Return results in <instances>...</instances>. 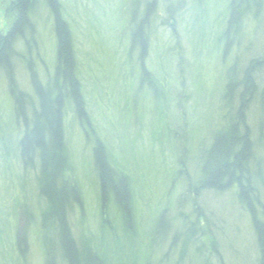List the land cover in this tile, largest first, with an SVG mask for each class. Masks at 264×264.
Masks as SVG:
<instances>
[{"label": "rangeland", "instance_id": "rangeland-1", "mask_svg": "<svg viewBox=\"0 0 264 264\" xmlns=\"http://www.w3.org/2000/svg\"><path fill=\"white\" fill-rule=\"evenodd\" d=\"M14 1L0 0V36L8 35L17 22L11 11ZM58 1L72 33L86 113L79 117L72 110V95L64 96L68 166L63 178L79 195L82 192L81 207L74 205L68 217L82 264H257L260 247L245 201L236 196L234 184H223L222 193L204 189L203 159L197 156L236 119V109L222 101L231 69L236 64L246 68L255 56H264V1L252 7L241 4L234 19L233 0ZM54 19L48 9L36 7L30 15L32 26L18 39L23 54L10 69L0 70V264H70L61 238L41 216L47 196L36 190L40 172L30 165L39 162L40 154L30 161L23 144L27 132L32 138L37 131L42 112L33 95L34 75L45 92L57 87L52 82L58 63ZM141 28L145 56L137 38ZM227 29L240 40L229 41L233 32ZM141 64L150 71L156 93ZM256 78L252 94L261 100L264 74L258 71ZM242 92L239 88L235 93ZM261 101L264 106V95ZM254 107L251 116L259 111ZM93 132L110 160L112 179L128 185L131 229L121 222L124 208L114 190H107L103 202ZM255 143L252 172L259 171L261 178L250 179L257 189L248 190H255L264 203V133ZM194 205L207 217L195 213ZM261 213L255 211L257 217ZM104 223L113 229L101 234ZM122 225L127 228L121 230ZM189 226L194 238L182 254ZM47 237L56 244L52 262L44 253ZM209 239L214 254L201 243Z\"/></svg>", "mask_w": 264, "mask_h": 264}, {"label": "trees", "instance_id": "trees-1", "mask_svg": "<svg viewBox=\"0 0 264 264\" xmlns=\"http://www.w3.org/2000/svg\"><path fill=\"white\" fill-rule=\"evenodd\" d=\"M258 1L259 0H238L237 2V0H233L232 6L230 7L232 19L239 15L242 5L252 7L253 4H258ZM60 5L58 0H15L12 3L11 11L17 16V22L8 35L0 36V70H5V68L6 70L10 69L11 65L16 63L15 59H17L18 55L23 54V52L21 53L20 51L21 47L19 46L18 39L20 35H24L25 28L32 26L30 15L36 13V7L42 6L44 9H48L55 18L54 31L58 40V63L53 75L54 81H52L55 82L54 85L57 87L56 90H50V87H48L47 92H45L42 84L40 85L39 79L37 80L34 75L33 95L34 98L37 99V102L41 104L42 112L39 117L37 131L33 133L32 138L28 137L30 133L27 132L26 134L28 135L23 144H26L25 156L30 161L33 160V155H36V152L40 154L37 158L39 162L34 160L30 165L33 167L36 166V169L38 168L40 172L37 177L38 180L36 181V190L39 189L42 195L47 196V210L43 211L41 216L44 214L43 219H47V227L49 226L50 232H53V235L57 233L58 239L61 238L62 247L65 250L66 258L69 260L70 264H82V258L80 257L79 250L75 246V241H73L71 237L72 232L68 222L70 209H73L74 205L81 207L80 205L82 203L80 196L82 192H80L79 195L77 189L69 186L67 181L63 178L64 168L68 166V161L66 160L67 154L65 152L66 142L64 141L62 128L63 116H65V111L67 110V99H64V96L68 94L72 95V98L76 102L72 106V110L75 111L79 117L85 118L86 113L84 112L80 87L76 80L77 74L75 73V60L73 58L75 57V52L71 45L73 41L72 33L69 25H66V22H64L65 20L62 18L63 16H61ZM174 13L175 11L170 10L171 17H174ZM142 29L143 28L139 29L137 32V38L141 47L140 52L145 56L147 52V42L142 36ZM230 32L233 31L231 30ZM228 37H231L229 41L231 39L240 40L234 32L232 36L230 34L227 38ZM28 47H30V45H28ZM263 60L264 56L257 59L255 56L248 67L243 68L236 64V68L231 69L230 75L228 76V88L222 95V101L227 104V108L230 106V109H236V119H234V122L232 120V124L226 126L219 134L214 135L210 147L207 149L202 147L197 156V159H203L200 169L202 184L200 185H202L204 189H216L217 192L222 193L225 191L222 188L223 184H234L236 196H239L245 201L248 207V213L252 215L254 220L257 240L260 247V257L257 259V264H264V203L259 196H256L255 190H253V193L250 192L252 188H256V185L254 186L252 180H249L253 177L254 180L255 178H261L259 171L252 172V159L254 147L256 150L255 138L257 135L264 133V120L261 113L264 111L263 102L261 101L263 100L264 89L262 91L261 100H259V98L256 100L253 94L256 87L255 84L258 80L256 78L257 72L261 71L264 74ZM185 62L187 63L186 59ZM142 64L140 67L143 76H146L147 80L150 81L151 90L156 93L158 88L156 86L154 87V83L150 77V71L147 72L146 67H144L145 65L143 66ZM12 82H14V80H12ZM239 88L243 91L241 96L235 93ZM245 88H247V91L244 94ZM249 88L252 89L250 90ZM249 90L250 93H247ZM13 93L16 95L15 92ZM155 99H158V97H155ZM255 100L256 104L254 103ZM31 101H33V99ZM258 102L259 105H257ZM255 105L259 107V111L256 109V113L251 116V108ZM182 114L184 115L183 112ZM24 119L27 121L26 116ZM85 120V122L89 124L88 126L92 127L90 119L88 120L86 118ZM96 134L97 132H93L96 143L93 156L95 157L98 179L101 181V190L103 191L102 195L104 197L103 202H106L107 190H114L119 205L124 208L125 215L121 217V222H125L124 224L128 226L130 218L128 185L125 180L116 183L112 179V169L109 166L110 160L107 158L103 143H101V140L97 139ZM200 161L201 160H198V162ZM247 170L249 174H247ZM57 182H59V188ZM61 184L62 188H60ZM249 186L251 188L250 190H248ZM196 193H198V190ZM72 196H74L76 200L71 201ZM250 197V200L246 199ZM48 201L50 204L49 208ZM193 209L195 213H203L204 215L202 216L207 217L203 211H200L201 209H196L195 205ZM257 210L262 212L259 217L255 215V211ZM106 222L109 223L110 221ZM107 223L101 224V234L104 232L106 233L109 227L113 229L112 224L110 223L108 226ZM127 226L122 225L121 230H124ZM55 227L57 232H55ZM128 227L130 229L132 228L130 226ZM188 229L189 231L185 233L184 243L182 244L183 249L180 251L183 252L182 254L190 248V242H192L194 238L192 228L189 226ZM47 238L48 240L45 239V241L47 240V247L45 245L44 253L46 259L52 262L57 254L51 251V248L56 244L52 243L49 237ZM209 242H213V240L209 239L207 244L206 241L201 240V243L206 245L207 249L211 251L210 253L214 254L215 248H212ZM205 261H207V259H205Z\"/></svg>", "mask_w": 264, "mask_h": 264}]
</instances>
